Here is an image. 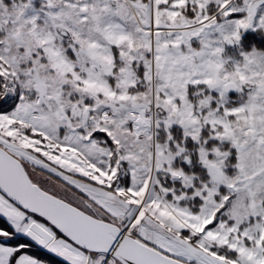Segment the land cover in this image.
Here are the masks:
<instances>
[{
  "label": "snow or ice",
  "instance_id": "obj_1",
  "mask_svg": "<svg viewBox=\"0 0 264 264\" xmlns=\"http://www.w3.org/2000/svg\"><path fill=\"white\" fill-rule=\"evenodd\" d=\"M0 264H264V0H0Z\"/></svg>",
  "mask_w": 264,
  "mask_h": 264
},
{
  "label": "trees",
  "instance_id": "obj_2",
  "mask_svg": "<svg viewBox=\"0 0 264 264\" xmlns=\"http://www.w3.org/2000/svg\"><path fill=\"white\" fill-rule=\"evenodd\" d=\"M242 39L245 40V41H247V40H249V39H255V37H250V36H248L247 34H245V36L242 37Z\"/></svg>",
  "mask_w": 264,
  "mask_h": 264
}]
</instances>
